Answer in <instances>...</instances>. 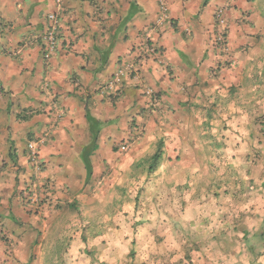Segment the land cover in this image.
Listing matches in <instances>:
<instances>
[{
	"label": "crops",
	"instance_id": "1",
	"mask_svg": "<svg viewBox=\"0 0 264 264\" xmlns=\"http://www.w3.org/2000/svg\"><path fill=\"white\" fill-rule=\"evenodd\" d=\"M166 1L169 22L157 27L158 0H63L61 5L0 0V264H41V253L53 251L41 242L54 217L76 208L99 209L91 211L93 236L126 237L124 250L119 239L107 242L106 254L87 264H150L151 259L129 258L137 243L134 212L121 213L135 200L128 190L160 150L156 167L165 178L158 186L186 193L193 183V196L184 200L196 198V186L208 183L193 175L223 167L209 155L224 144H215L208 124L228 104L248 108L253 135L249 125L242 127L264 156V114L256 123L249 107L254 100L246 99L245 106L236 97L253 77V58L244 54L256 34L246 17L253 3ZM221 9L223 24L217 20ZM52 13L60 19L59 45L46 61L43 36ZM146 42L157 45L161 55L143 53ZM121 70L126 75L115 95L104 94L105 84ZM41 140L38 170L28 144ZM198 153L206 158L191 159ZM258 182L264 189L262 176L249 184ZM197 202L198 197L189 203ZM123 219H129L127 226ZM262 228L261 223L248 233L254 237L244 242L248 248L261 250ZM256 257L253 264H264L263 255ZM44 260L56 264L54 254Z\"/></svg>",
	"mask_w": 264,
	"mask_h": 264
},
{
	"label": "rangeland",
	"instance_id": "2",
	"mask_svg": "<svg viewBox=\"0 0 264 264\" xmlns=\"http://www.w3.org/2000/svg\"><path fill=\"white\" fill-rule=\"evenodd\" d=\"M244 1L253 3L249 5L252 10L246 17L250 18L256 34L251 36L250 43L244 48L246 57L253 58V77L250 81L245 80L243 90L236 97H241L244 101L241 103L245 106L246 99L254 100L251 104L253 106L249 107L251 113L254 112L257 116L255 119L253 115V118L258 123L262 118L261 114H264V0ZM247 109L241 105L228 104L223 107L224 111L216 112V117L209 120L208 127L214 128L215 144H224V148L215 150L216 154L210 152L209 155H213L214 163H223V167L199 170L193 175L194 179L208 183V187L196 186L197 205L190 206L189 203L197 197H192L190 201L184 200H189V195L193 196L195 184L192 183L186 190L187 194L174 192L168 187L164 189L163 184L158 186L159 180L165 178L159 173L160 168L145 166L148 169L138 171L136 180L140 181L128 190V194H132L135 200L132 204L127 202L121 211L122 214L129 213L124 216H130L134 212L133 239L137 246L130 252L129 258L151 259L150 264H253L254 256H264V235L258 242L259 246L262 243L261 250H257L252 244L248 248L244 243L252 242L254 237L247 238L248 233L261 223L264 228V189L261 182L249 184L252 179L260 180L261 176L264 177V157L261 154L258 156L257 141L253 137L249 139L248 132L242 127L243 124L249 125L253 135L255 129L250 112L245 118L244 111ZM201 123L205 124L203 121L199 122L200 134ZM205 158L199 153L191 157L194 160ZM161 160L162 155L159 161ZM184 173L182 171L179 178H185ZM142 183L143 187H140ZM204 191L208 194L204 195ZM78 210H65L60 217H54L52 228L45 233L41 242L45 247H52L53 251L41 253V264H46L44 257L52 254L56 264H87L89 258L99 260L100 253L105 255V244H114L116 239L123 241L121 247L124 250L125 234L92 235L95 210L99 209ZM128 224L129 219H123L122 225ZM130 238L128 235V241ZM97 248H103V251H98Z\"/></svg>",
	"mask_w": 264,
	"mask_h": 264
},
{
	"label": "built area",
	"instance_id": "3",
	"mask_svg": "<svg viewBox=\"0 0 264 264\" xmlns=\"http://www.w3.org/2000/svg\"><path fill=\"white\" fill-rule=\"evenodd\" d=\"M58 5L62 4L63 0H55ZM168 18V9H165V14L160 22L164 21ZM217 19L223 24L225 22V12L223 9L219 10L217 13ZM48 21V29L43 36L44 42V53L43 58L44 60H50L57 52L58 45H59V33H60V19L57 14L52 13L47 17ZM124 72L121 70L116 73L103 87L102 91L104 94L115 95L116 88L118 83L121 80L122 75ZM146 94L152 96L153 92L150 90L146 91ZM40 143H44L43 140L37 142H29L28 144V151L29 157L31 160L32 165L40 170L41 169V161L39 159L38 147ZM126 146H122V150H125Z\"/></svg>",
	"mask_w": 264,
	"mask_h": 264
},
{
	"label": "trees",
	"instance_id": "4",
	"mask_svg": "<svg viewBox=\"0 0 264 264\" xmlns=\"http://www.w3.org/2000/svg\"><path fill=\"white\" fill-rule=\"evenodd\" d=\"M210 0H205V4H207ZM159 2V7H160V17L158 19V21L156 22V26L158 27H162L166 24H168L169 22V14H168V18L165 19L164 21L160 22L161 19L163 18L164 14H165V9H167V1L166 0H158ZM224 10V9H223ZM218 20V19H217ZM219 21V20H218ZM226 42V41H225ZM143 53H146L147 55L149 56H155V57H159L161 55V51H160V48L157 46V45H153V44H150L149 42H146L144 48L142 49ZM127 73V72H126ZM126 74L124 73L122 75L121 78H123ZM114 76V75H113ZM148 95V94H147ZM154 95V93L152 94V96ZM113 96V95H110V97ZM150 96V95H148ZM122 148V147H121ZM258 156L260 155V152L258 151ZM261 157H264L263 154L261 155ZM161 159V154H160V150H158L157 154L155 156H153V161L151 163V168H157V164L159 162V160Z\"/></svg>",
	"mask_w": 264,
	"mask_h": 264
}]
</instances>
